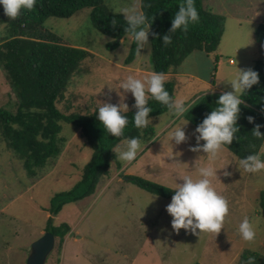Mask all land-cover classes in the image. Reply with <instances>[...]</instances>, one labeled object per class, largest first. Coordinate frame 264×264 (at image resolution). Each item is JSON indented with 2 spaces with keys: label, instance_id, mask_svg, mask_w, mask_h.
Returning <instances> with one entry per match:
<instances>
[{
  "label": "rangeland",
  "instance_id": "obj_1",
  "mask_svg": "<svg viewBox=\"0 0 264 264\" xmlns=\"http://www.w3.org/2000/svg\"><path fill=\"white\" fill-rule=\"evenodd\" d=\"M106 3L123 15V10L133 5L141 8V0ZM205 6L225 17L223 38L212 55L196 52L185 59L177 74V100L192 103L205 94L233 91L228 80L236 75L237 68L253 70L255 63L264 59V43L255 38L264 24V0H207ZM90 14L84 9L71 19L52 18L46 24L64 43L92 54L72 79L67 99L73 102L72 111L83 115L92 114L104 103H124L130 112L136 108L134 97L119 88V82L128 75L143 78L153 71L150 36L140 49L142 72L136 73L135 41L125 38L116 48H109L113 40L93 28ZM133 52L134 59L128 62ZM165 77V81L171 78ZM0 89V105L8 106L15 95L1 69ZM149 121L156 137L149 144L142 141L137 159L125 164L114 150L112 178L102 179L94 195L53 217L57 225L69 224L72 232L63 245L56 239L46 264H239L246 250L264 253V219L258 207L264 192V170L245 172L240 159L227 148L215 161H209L206 153L191 151L197 146L198 133L189 121L181 124L186 139L177 145L168 139V132L182 121L173 119L169 112ZM62 126L61 153L39 178L29 176L13 152L2 153L0 146V264H28L33 244L45 234L52 197L72 189L91 160L92 150L80 131L71 124ZM118 146L123 148V142ZM262 151L264 156V147ZM197 165L216 169L212 186L228 201L224 228L216 235L184 229L176 233L166 210L172 198L150 194L127 179L142 177L172 189V182L183 184V175L192 174L195 179ZM225 172L230 175L225 176ZM245 217L256 231L252 241L243 240L237 231Z\"/></svg>",
  "mask_w": 264,
  "mask_h": 264
},
{
  "label": "trees",
  "instance_id": "obj_2",
  "mask_svg": "<svg viewBox=\"0 0 264 264\" xmlns=\"http://www.w3.org/2000/svg\"><path fill=\"white\" fill-rule=\"evenodd\" d=\"M206 1L194 0L199 22L190 24L187 31L172 33L171 21L181 0H141V9L151 18L149 36L153 71L172 75L181 69L188 56L196 52L212 55L218 51L226 19L216 14L212 7L205 6ZM84 9L91 12L93 28L113 40L109 48H116L123 39L129 38L125 31L128 28L125 16L115 13L106 0H36L32 10H22L16 19H9L0 6V26L4 27L0 31V69L15 95L8 106L0 105L2 153L13 152L14 159L21 162L28 175L39 178L48 171L50 161L61 153L59 145L63 144L64 123L75 126L92 150L91 160L83 168L80 180L72 189L56 193L50 201L45 233L54 234L61 245L71 235L72 227L67 223L55 224L53 217L60 216L67 206L94 195L102 179L112 178V164L116 160L114 150L120 143L139 138L149 144L156 137L153 124L142 129L135 127L136 108L122 113L128 117L129 124L120 137L104 130L97 119L98 110L90 115L72 111L73 102L66 96L68 88L80 72L82 62L92 54L87 49L64 43L46 24L52 18L71 19ZM165 35L172 37L168 46H164ZM255 38L264 43V24L260 25ZM136 44L134 42L133 46ZM134 56L133 52L128 62ZM253 70L259 73V83L244 94L237 121L240 131L232 144L225 147L240 160L258 153L264 158V139L252 135V130L262 125L260 131L264 136V59L257 61ZM164 86L175 99L174 77L167 79ZM221 94H205L194 100L186 119L197 128L217 106ZM147 106L152 108L148 119L169 112L166 106L150 97ZM249 116L254 118L253 123L248 122ZM130 181L156 196L171 199L174 195V190L142 177L131 176ZM258 207L259 215L264 219V192L260 193ZM239 264H264V253L246 250Z\"/></svg>",
  "mask_w": 264,
  "mask_h": 264
},
{
  "label": "clouds",
  "instance_id": "obj_3",
  "mask_svg": "<svg viewBox=\"0 0 264 264\" xmlns=\"http://www.w3.org/2000/svg\"><path fill=\"white\" fill-rule=\"evenodd\" d=\"M36 0H0V6L3 7L4 14L9 19H16L22 10H32ZM128 22V28L125 30L130 39L137 43L136 56L138 66L134 69L136 73L142 72L139 64H142L144 58L140 57V49L148 41L151 18L138 6L133 5L123 10ZM199 22V13L195 7L194 0H181L178 10L175 12L171 21L172 33L177 30L187 31L190 24ZM164 46L172 42V37L165 35ZM165 74L152 71L137 78L136 75H128L120 80L119 88L125 93H131L135 100L137 109L133 122L136 128H145L149 124V113L152 111L148 105L149 97L167 107L173 119H178L182 123L177 124L168 132V139L174 140L177 145L186 139L185 131L181 124H187L185 115L193 107L191 102L177 100L170 97L165 90ZM233 91H228L219 96L216 101V107L196 128L197 146L191 148L193 152H203L208 154L209 161H215L226 146L232 144L236 134L240 131L237 126L240 106L244 103V94L254 85L259 83V73L252 70H240L237 68L236 75L228 80ZM150 94V95H149ZM127 111V105L120 103L118 105L104 103L98 109L97 119L104 130L114 136L120 137L124 129L129 124V119L122 114ZM248 122L253 123L254 118L249 116ZM262 125H257L252 130V135L258 139H264L260 131ZM155 139V137L153 138ZM203 141V145H200ZM124 147H116L119 161L130 163L137 159L138 152L142 150L143 143L139 138L126 139L123 142ZM240 167L247 173H257L264 170V158L261 155H249L239 161ZM224 168V167H223ZM192 174L183 175V184L173 183L174 195L171 203L167 206L168 214L173 218L171 228L176 233L181 229L191 231L193 234L199 230L200 234H218L224 228L225 217L229 213L228 201L214 189L212 178L217 179V172L211 166H198ZM225 176L230 173L225 172ZM238 233L245 241L255 239L256 231L253 223L248 217H245L238 226Z\"/></svg>",
  "mask_w": 264,
  "mask_h": 264
},
{
  "label": "water",
  "instance_id": "obj_4",
  "mask_svg": "<svg viewBox=\"0 0 264 264\" xmlns=\"http://www.w3.org/2000/svg\"><path fill=\"white\" fill-rule=\"evenodd\" d=\"M127 179L130 180V178ZM55 244V235L50 232H46L33 244L28 264H46L50 254L55 248Z\"/></svg>",
  "mask_w": 264,
  "mask_h": 264
},
{
  "label": "crops",
  "instance_id": "obj_5",
  "mask_svg": "<svg viewBox=\"0 0 264 264\" xmlns=\"http://www.w3.org/2000/svg\"><path fill=\"white\" fill-rule=\"evenodd\" d=\"M232 61V60H231ZM232 65L234 64V62L233 63H231ZM179 72V71H178ZM178 72L177 73H174V75H170L171 77H174V79L177 81V78L179 77V75H177L178 74ZM150 73V72H149ZM193 76V75H192ZM194 77V76H193ZM210 94V93H209Z\"/></svg>",
  "mask_w": 264,
  "mask_h": 264
},
{
  "label": "built area",
  "instance_id": "obj_6",
  "mask_svg": "<svg viewBox=\"0 0 264 264\" xmlns=\"http://www.w3.org/2000/svg\"><path fill=\"white\" fill-rule=\"evenodd\" d=\"M231 63H233V61H231Z\"/></svg>",
  "mask_w": 264,
  "mask_h": 264
}]
</instances>
